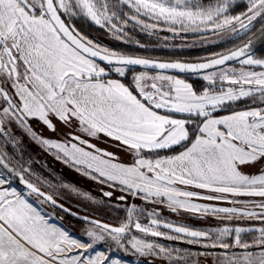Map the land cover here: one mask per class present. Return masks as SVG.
<instances>
[{"label":"snow or ice","instance_id":"1","mask_svg":"<svg viewBox=\"0 0 264 264\" xmlns=\"http://www.w3.org/2000/svg\"><path fill=\"white\" fill-rule=\"evenodd\" d=\"M81 18L124 44L133 43L129 26L148 35L171 33L165 40L191 36L192 47L197 41L218 46L260 28L246 42L196 62H160L93 41L75 26ZM258 43H264V0H0V264H201L199 257H211V264H264ZM24 136L101 185L103 197L122 193L115 198L125 212L120 223L65 207L64 190L93 199L76 186L33 183ZM100 141L116 152L101 149ZM136 200L220 226L171 222ZM58 209L88 225L82 236L62 216L57 220ZM251 222L259 226H243Z\"/></svg>","mask_w":264,"mask_h":264},{"label":"rangeland","instance_id":"2","mask_svg":"<svg viewBox=\"0 0 264 264\" xmlns=\"http://www.w3.org/2000/svg\"><path fill=\"white\" fill-rule=\"evenodd\" d=\"M78 20H83L85 22L90 23L89 21L84 20L82 18L78 19ZM90 24H92V23H90ZM92 25H94V24H92ZM94 26H96V25H94ZM259 28H260V25L257 24L256 28L249 35L244 36L238 40H232L228 43L220 44L211 53L199 55L193 61L201 60V59H204V58L210 56L212 53H219V52L225 51L226 49L232 48L234 46H238V45L246 42L249 38H252L254 35H256L259 31ZM128 29H127V31L129 33V36L131 37V39L133 41V43H132L133 46H135V42L138 41L137 39L132 37V35L130 33V32H134V30H135V32L137 31L139 35L152 37V38L158 40V44H157L158 47L162 48L163 50H167L168 52H172V53L173 52L178 53L180 51L189 50V49L211 48L213 46H216V45L200 44L197 41L196 46L192 47L191 45H193L194 40H196V38L191 37V36H189L187 39L176 38V39L165 40L164 39L165 37H171V33L167 32V31H159L156 35H148L145 32H141L139 28L134 29L131 26H129ZM108 33L110 35V38H109L110 42H114V44H118V43L122 44L120 41L116 40L110 32H108ZM224 35L227 36L228 34L226 33ZM218 38L219 37H214L213 39H218ZM101 45H103V44H101ZM103 46H106V45H103ZM144 48L145 49L146 48L151 49L150 47H144ZM110 49H112V48H110ZM254 55L257 57L264 58V48H262L260 51H258ZM174 60H180V59H174ZM183 61H185V60H183ZM131 74L132 73H130L129 78L131 77ZM153 74H155V73H153ZM180 78H185L188 82L193 83L194 86L198 89L202 86L201 82L195 80L192 76H181L180 75ZM61 130H63V129H61ZM37 131H41V130L39 128H37ZM16 134L21 135V136L24 135L19 130H17ZM43 136L50 138V139H60L61 138L60 135H53L51 132H48V131H43ZM93 142L95 143L96 141L93 140ZM98 146H100V147H102L108 151L111 150L112 152H116V147L114 144L105 143L104 141H100L98 143ZM29 147L31 149H33L34 151H36L37 153L40 152L39 156H41L43 158V160H41L39 157H36V155H32V152L30 154V152H29L30 148ZM9 152H11L10 147H9ZM117 155L121 159H124V160L128 159V157L122 152L117 153ZM24 157H25V161H31V163H35V161L40 162L39 165L36 164L37 167H34L40 171L35 172V171H33L34 168L33 167L31 168V171L34 174V176L32 177V180H34L36 182H37V180H40L41 182L42 181H51L53 184L66 183L69 185L76 186L81 191L88 192L93 197L92 200H84L83 198L77 197L74 193H72L68 190H64L63 197L61 198L60 202L63 203L68 208L72 209L73 211H75L79 214L87 215V216L102 220L104 222H109V223L110 222L120 223L121 219L125 216V212L122 209H118L115 206V199L105 198L102 195H99L97 193L90 191L85 185H83V183H81V182L75 183L74 181H72V179H74V180H78V179L80 180L81 179L80 177L77 176L80 174H78L77 172H76L77 174H75L74 169L63 168L60 164L56 163L55 165H57V168H55L56 169L55 170L53 168L54 162L55 161L56 162H62V161L57 160L53 154L45 152L39 145H37L36 143L31 141L27 136H24ZM65 176H70L72 179L69 180ZM80 176H83V175H80ZM81 181H83V180H81ZM15 183H17V181ZM42 187H43V189H45V191L49 190L47 184H43ZM241 199H248V198L242 197ZM256 199H258V198H256ZM99 201H103V203H98ZM132 202L133 201L130 198L128 203H132ZM134 202L142 208H144V207H147L149 209L153 208V207L157 208L161 212L162 218L167 219L171 222L189 225V226L194 227V228H203V227H209V226H220V222L217 220L214 222L212 218H208L207 220H204V219H200L196 216L192 217V216H190V213H187V212H182L180 214H174L165 206L150 205V204L145 205V203L143 201H140V200H136ZM203 203H209V202H203ZM219 206H221V205H219ZM226 206H231V205L226 204ZM45 207H46V210H50V209H47V206H45ZM56 216H57V212H56ZM179 216L182 217V220L178 219ZM61 222L64 225H66L68 228L76 226L83 233H84V229L86 227H88V225H85V223L83 221H80V220L77 221L76 219H71L69 224H67L63 221H61ZM144 222L147 223L146 220ZM243 226H259V225L256 222H251L250 224H244ZM245 239H250V237L245 236ZM160 243L166 244V245H171V246H174L177 248H183L181 246H178L177 244L169 243L166 240H161ZM118 255L124 256L123 253H118ZM199 260L201 261V264H211L212 258L211 257H208V258L199 257ZM158 264H166V261H164V262L158 261Z\"/></svg>","mask_w":264,"mask_h":264},{"label":"trees","instance_id":"3","mask_svg":"<svg viewBox=\"0 0 264 264\" xmlns=\"http://www.w3.org/2000/svg\"><path fill=\"white\" fill-rule=\"evenodd\" d=\"M75 26L77 27L78 30H80L88 38L92 39L95 42H98L99 44L106 45L107 47L112 48V49L117 50V51H120V52L132 54V55H138V56L147 57V58L164 59V60L180 59V60H185V61H193L199 55L211 53L213 50L216 49V47H218V46H213L211 48H201V49L196 48V49L183 50V51H180L178 53H176V52L172 53V52H168L167 50H163L162 48L158 47V45H157L158 40H156L152 37L139 35L137 31L135 32V30H134V32H130L132 37L137 39L141 44L145 45L146 47H150L151 49L138 48L136 46H133L132 44H124V43L114 44V42L109 41L110 35H109L108 31H106L104 29H100L99 27L94 26V25H92L88 22H85L83 20H76ZM134 70L139 71L138 69H134ZM130 73L131 72H129V75H130ZM243 106L244 105L241 104V107H243ZM29 152H30V154L32 152V155H36V157H39L41 160H43V158L41 156H39L40 152L37 153L36 151H34L31 148H30ZM39 163H40L39 161H35V163H31V168L37 167V165H39ZM33 171L36 172V171H40V170L34 168ZM77 176L80 177L81 179L80 180L79 179L78 180L72 179V181H74L75 183L82 182L81 180L83 179V177L80 175H77ZM32 181H33V183H36V181H34V180H32ZM42 190L45 191V189H43V187H42ZM56 212H57L58 218L60 219V217L62 216L63 217L62 221L67 223V224H69L70 220L73 219L72 217H69L66 214H64L58 210Z\"/></svg>","mask_w":264,"mask_h":264},{"label":"flooded vegetation","instance_id":"4","mask_svg":"<svg viewBox=\"0 0 264 264\" xmlns=\"http://www.w3.org/2000/svg\"><path fill=\"white\" fill-rule=\"evenodd\" d=\"M259 32V31H258ZM61 132H63V130H61ZM111 151V150H110ZM112 152V151H111ZM56 164V163H55ZM53 165V168L55 169V168H57V165ZM56 170V169H55ZM67 177V179H72L70 176H66ZM83 177V176H82ZM74 180V179H73ZM83 181L81 182V183H83V185H85L90 191H92V192H94V193H97V194H99V195H102V192H101V185H99L98 183H96V182H94V181H92V180H90V179H88V178H85V177H83V179H82ZM104 190H108L106 187L104 188ZM118 195H122V193H120L119 191H117L115 194H114V196L112 197L113 199H115L116 198V196H118ZM221 206H226V204H220ZM59 211V210H58ZM61 212V211H60ZM167 212V211H166ZM63 213V212H62ZM68 216V215H67ZM190 216H192V217H195V216H193L192 214H190ZM58 217V216H57ZM70 217V216H69ZM74 219V218H73ZM178 219H181L182 220V217H178ZM77 220V219H76ZM184 220V219H183ZM213 221L215 222L216 220L215 219H213ZM70 223V222H69ZM109 223V222H108ZM111 224H119V223H114V222H110ZM167 242H169V241H167ZM170 243V242H169ZM178 246H181V245H178ZM181 247H183V248H187V247H185V246H181Z\"/></svg>","mask_w":264,"mask_h":264},{"label":"water","instance_id":"5","mask_svg":"<svg viewBox=\"0 0 264 264\" xmlns=\"http://www.w3.org/2000/svg\"><path fill=\"white\" fill-rule=\"evenodd\" d=\"M259 34V32L256 34V35H258ZM256 35H254L253 37H255ZM252 37V38H253ZM262 48H264V43H258V44H256L255 46H254V54L255 53H257L258 51H260ZM145 58H147V57H145ZM147 59H150V60H155V61H160V62H174V61H183V60H164V59H154V58H147ZM198 61V60H197ZM186 62H196V61H186ZM138 69V68H137ZM138 70H140V69H138ZM168 74H177V73H175V72H169ZM181 76H185V75H183V74H180ZM188 76H190V75H188ZM100 147V146H99ZM101 149H104V148H102V147H100ZM17 183L19 184V181L17 180ZM20 185V184H19ZM21 187H23V185H20ZM65 206V205H64ZM65 207H67V206H65ZM68 208V207H67ZM70 209V208H69ZM59 210V209H58ZM71 210V212H74V213H77V212H75V211H73L72 209H70ZM60 211V210H59ZM64 214H66V215H68V216H70V217H72V218H74V219H77L75 216H72V215H69V214H67V213H64ZM80 217H84V216H87V215H83V214H79V213H77ZM88 217H90V216H88ZM91 219H95V220H98V221H102V220H99V219H96V218H93V217H90ZM77 220H80V221H83L82 219H77ZM84 222V221H83ZM102 222H104V221H102ZM104 223H108V222H104ZM109 224H111V223H109ZM170 243H172V244H177V245H181V246H185V247H189L188 245H186V244H181L180 242H173V241H169Z\"/></svg>","mask_w":264,"mask_h":264},{"label":"crops","instance_id":"6","mask_svg":"<svg viewBox=\"0 0 264 264\" xmlns=\"http://www.w3.org/2000/svg\"><path fill=\"white\" fill-rule=\"evenodd\" d=\"M55 163H57V164H60L63 168H70V167H68V166H66L63 162H54V164ZM59 165V166H60ZM70 169H72V168H70ZM75 172V174H77L76 173V171H74ZM15 186L18 188V189H22L23 187H21L20 185H18L17 183H15ZM56 218H57V220H60L57 216H56ZM74 235H76L77 237H79V236H82L84 233L83 232H81L76 226H73V227H69L68 228ZM121 256V255H120ZM123 259H125V260H128V261H134L135 259H136V257L135 256H131V255H124V256H121Z\"/></svg>","mask_w":264,"mask_h":264}]
</instances>
